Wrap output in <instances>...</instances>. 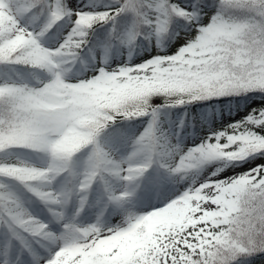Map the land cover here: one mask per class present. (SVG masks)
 Returning <instances> with one entry per match:
<instances>
[{
    "label": "snow or ice",
    "instance_id": "6c2138e0",
    "mask_svg": "<svg viewBox=\"0 0 264 264\" xmlns=\"http://www.w3.org/2000/svg\"><path fill=\"white\" fill-rule=\"evenodd\" d=\"M0 264H264V0H0Z\"/></svg>",
    "mask_w": 264,
    "mask_h": 264
}]
</instances>
